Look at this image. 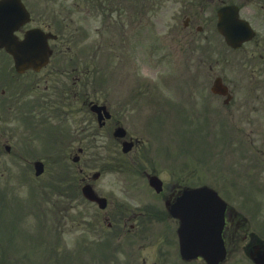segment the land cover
I'll return each instance as SVG.
<instances>
[{"label":"flooded vegetation","instance_id":"obj_1","mask_svg":"<svg viewBox=\"0 0 264 264\" xmlns=\"http://www.w3.org/2000/svg\"><path fill=\"white\" fill-rule=\"evenodd\" d=\"M87 1L91 3L68 4V8L72 9L63 10L80 14L83 12L84 15L77 16L76 20L66 16L49 20L42 15L34 17L31 13V23L23 24L16 31L22 37L25 30L38 26L55 34L54 38H48L50 54L47 63L41 68L16 70L11 54L0 47V146L3 145L1 139L16 138L20 134L30 149L37 150L26 154L73 155L80 148L79 154L85 155L84 147L78 146V140L85 148L93 145L94 138L104 140L103 147L107 155H112L110 160L113 165L118 169L122 167L133 170L137 174L135 183L138 184L140 193L145 194L135 208L129 205L119 207L123 209L119 212L123 217V224L128 223L130 231L138 229L137 234H142V229L147 230L150 225V229H154L160 240L153 245L152 251L158 257L153 262L169 264L172 262L169 258L173 257L174 249L177 248L176 232L179 226V219L173 216L170 208L184 190L198 184L189 179L188 161L181 164L177 159L178 154L171 153L174 148H168L167 152L162 150L158 156L154 154L156 142L152 134L156 123L163 119L159 114L166 112L162 109L153 113L152 101L149 100L153 86L133 85V89H129L132 91L129 94L132 98L131 109L126 111L129 103L125 106L118 101L117 105L108 98L105 91L101 93V90L94 89L93 84L87 82V77L95 67V53L79 54L77 50H73L74 45L82 39L84 43L91 45L109 39L110 11V6L104 4L105 0ZM155 1L171 5L182 2L180 5L190 11H177L176 14L171 12L167 15L163 13L170 11L168 6L155 4L158 6L157 12H162V16L159 20L156 16L153 22L150 21V25H159L163 29L157 32L161 34L158 38L167 43H189L195 38L200 44L207 41L208 35L191 34L198 33L197 30L203 28L197 20L196 12L203 11L207 3L214 5L216 0ZM245 1L246 3L238 4L239 15L248 20L255 30V36L237 48L231 47V58L215 60L218 66H230L235 71L232 76L238 77L233 79L224 73L213 72L214 78L220 77L225 83V93L207 94L205 85L200 96L201 110L206 107V98L214 97L221 102L216 109L214 122L218 140H221V128L224 124L244 130L242 132L246 136L242 162L237 165V161H233L237 175L242 169L245 174L240 175L239 179H232L231 183H239L240 190L247 193L246 202L250 214H243L227 200L222 234L227 251L225 259L230 264H237L240 252L243 251H246L252 263V258L264 256V0ZM26 6L29 9L28 4ZM86 16L92 20L91 29L85 31L84 22L88 21ZM205 20L211 21L210 17ZM119 26L124 30L123 23ZM89 30H96L99 35L97 40L89 39ZM135 38L141 39L140 36ZM205 55L204 51L200 62L204 61ZM209 69L212 70L211 65ZM94 103L104 108L101 110L102 114L104 110L110 113L109 118L104 116L101 119V124L92 109ZM143 114L149 118L143 120ZM224 117L228 119L227 122ZM120 126L125 128L124 134L114 136L115 129ZM234 138L243 139L238 136ZM128 142L131 143L129 150L123 151V143ZM178 146L180 144L175 148ZM28 149L24 148L26 151ZM152 177L161 179L156 189L149 184ZM209 186L221 195L225 192L230 199L237 193L236 186L222 189L218 179Z\"/></svg>","mask_w":264,"mask_h":264},{"label":"rangeland","instance_id":"obj_2","mask_svg":"<svg viewBox=\"0 0 264 264\" xmlns=\"http://www.w3.org/2000/svg\"><path fill=\"white\" fill-rule=\"evenodd\" d=\"M76 1L79 5H89V3H91L87 0ZM30 2L31 3H27L31 10L34 11L36 16L42 15L43 18L49 20L62 19V17L64 16L76 20L78 19L77 16L84 15L83 12L80 14L76 11H63L66 9H72L68 8V4H54L51 3V1L49 2L48 0H30ZM104 2L105 4L113 7H110V9L114 11L113 16L111 17L112 20L109 23V25H111V30L113 27L112 23L114 25H120L123 23L124 26L127 25L126 33H128L129 30H131V25L136 20L134 19L135 17L147 18L146 15L148 14L152 16V11L148 13V10H151V6L149 4L153 5V2H151V0H105ZM32 4L34 6H32ZM159 15L160 13H158L156 16L159 17ZM86 17L88 18V21L84 22V25H86V29H90V20L92 19L88 16ZM98 19L101 18H97V20ZM153 28L156 32H161L163 30L159 25ZM122 30L123 28H121L119 32L110 31L109 39H107V41L103 43H96L93 45L96 56L95 67L92 66L93 73L89 75L86 80L87 82L93 84L94 89L101 90V93L105 91L107 93L108 98L115 102L117 105L118 101L123 102L125 106L129 103V105L126 106V108L124 106V108L126 111L131 109L130 100H132V98L129 97V94L132 93V91H124L120 88H115L112 83H108L105 86L102 79L106 77V75L108 74L107 70L109 71L111 67L116 65V68H119L121 66L120 60L126 61V63H124L126 67H129V64H131L132 61L135 65V68H138L142 75H150L149 77H151V79H160L161 77H164L165 74L169 77L167 82L171 85L170 87L172 90V94L176 95L178 99L170 104V108L171 111L177 113V116L181 119L182 124L191 121V112L195 115L197 112L201 113V111L206 115L216 114V109L221 104L220 101H217L214 97L212 99L206 98L208 102L207 104H205L206 107L204 110H201L199 108L200 104H198V102L200 101L201 90L203 86L207 85L208 83L210 84V80L213 78L215 73H224L227 77L232 78V75L235 72L232 71L229 66L223 67L222 65H215L216 56L214 54L217 52V50H220L219 55L221 56L228 57L230 55L228 51L222 52L225 49H222L221 41L214 44H206V49L210 53L208 55L203 56L204 61L200 62V59L202 58L203 54L202 52L204 50L197 41H190L189 43H160L155 44L153 46L147 44L146 42H148V40H146V37H144L140 42H138L139 39H137L136 42L134 39V43L131 44L130 42L132 41H130L129 38L128 40H126L125 34L122 33ZM89 35L91 37L90 30ZM94 36L97 37L96 31ZM81 43H84L83 39L77 43V52L79 54H83L89 51L90 45ZM209 64L213 65L211 66L212 70L209 69ZM114 71H116V69ZM213 72L215 73L213 74ZM116 75H120V73L116 72ZM114 77L116 78V76ZM235 77L238 76H234L233 79ZM120 80L124 85L128 83V80L124 75L120 77ZM115 83H117V80ZM243 83H245V80L243 81ZM129 89H133V87H130ZM160 89V93L166 94L163 91L162 87ZM188 89L190 90L189 93L186 91ZM188 95L189 98L192 99L194 102L188 98ZM195 103H197L199 106H197ZM155 108H157L156 105ZM169 115L165 116L164 120H158L159 122L156 123L154 132L159 131L161 127L162 131L166 132L167 124L169 123ZM224 118L226 119V121H228L226 117ZM189 131V139L198 141L199 136L197 135V133L193 132L194 130L192 128H190ZM163 135L167 134L164 133ZM245 139L246 138H244V140L239 143L237 142V140L232 143V146L230 147H233L234 149L231 148L230 151L232 153L230 154L229 151V154L226 156L228 160L235 159L237 163L242 162L241 158L244 157V149L246 147ZM210 143L212 151L218 150L221 147L215 140H211ZM96 144L100 146L99 149L96 148ZM189 146L190 148L193 147L190 143ZM235 148H237L238 150H235ZM99 151H103L102 146L100 145V142H96L94 144V148L87 149V151L85 152L86 156L82 157L83 159L81 162L83 165L87 167L89 164L91 165V167H93L89 171H94L96 169L102 168L104 169V161L102 160L103 157L102 155L98 156L101 153L95 154ZM89 153H94V156H88ZM192 155L193 154L190 153L189 156L190 179L199 180L200 173L203 174L202 178H210L209 172L206 171V169H204V171L199 169L200 166L198 165V163L200 165H203L201 161L202 158L201 160H198L196 156L194 157ZM54 159V156H50L48 161V167L45 173L40 178H34L33 171L28 168V165L26 166V160L24 159V157L15 156L12 153L6 155L0 152V186L7 184L13 189V191L19 193V195H26L29 192L27 188H30L31 185H38L39 183L48 182L49 180L53 179V171H59V167L65 163L69 166L70 172H77V167L70 161V158L68 159L67 157H62L56 164L53 163ZM179 159L180 160H178V162H181V157ZM93 162L94 165H92ZM134 179L135 174L131 169H127L123 172L105 171V173H103V176L97 181H95V186L99 191L103 193H107L108 191L112 190V194L116 198H121L123 197V194L120 193L121 187H123L125 183H130ZM25 183H29V185H25ZM95 210L96 209L93 207V211ZM30 222L31 221L29 220V223ZM37 229L40 232L43 229V225L40 223ZM79 233L80 230L78 229L76 234L79 235ZM78 235L73 236L65 234L60 238H63V240L69 242L71 246H74L79 238H82L83 240L81 242H84L88 237L87 234L83 236ZM10 240L11 239H9V241ZM6 245L7 244L4 243V241L1 240L0 237V264H56V261H54L52 257L49 259L46 258V260H44L42 256H39L43 255V251L40 248H37V251L34 253H32V251H29L28 255H26L25 247L23 244L20 245L17 251H10L11 247ZM55 248H57V246H55ZM24 254L28 257L26 258ZM117 257L121 264H125L124 261L127 260V258H125V254L123 251L117 252ZM57 261L61 262L60 259H57ZM68 261V264H87L90 262L89 257L86 255L83 256V259L81 261L74 259H68ZM62 264H65V262H62ZM89 264L108 263L97 261L95 258Z\"/></svg>","mask_w":264,"mask_h":264},{"label":"water","instance_id":"obj_3","mask_svg":"<svg viewBox=\"0 0 264 264\" xmlns=\"http://www.w3.org/2000/svg\"><path fill=\"white\" fill-rule=\"evenodd\" d=\"M227 39L228 41H232L233 36ZM181 207L187 212L178 211L177 214L181 218L182 227L184 224L189 226L190 233L186 234L188 236L187 239L188 241H191L190 244L194 242L195 245L189 254L208 255L211 251H214V249L210 247L211 242L217 241L220 243L219 232L223 208L220 199L207 188H197L191 190L187 194V200L181 204ZM214 217L219 220V223H213L214 227L212 231L204 234L208 228L209 222H212V220L215 219ZM182 227L180 228L181 238ZM192 230L194 231L193 233Z\"/></svg>","mask_w":264,"mask_h":264}]
</instances>
